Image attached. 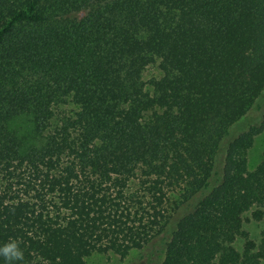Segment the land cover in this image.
Returning <instances> with one entry per match:
<instances>
[{"label":"trees","instance_id":"1","mask_svg":"<svg viewBox=\"0 0 264 264\" xmlns=\"http://www.w3.org/2000/svg\"><path fill=\"white\" fill-rule=\"evenodd\" d=\"M262 133L264 0H0V264H264Z\"/></svg>","mask_w":264,"mask_h":264},{"label":"rangeland","instance_id":"2","mask_svg":"<svg viewBox=\"0 0 264 264\" xmlns=\"http://www.w3.org/2000/svg\"><path fill=\"white\" fill-rule=\"evenodd\" d=\"M156 67L150 68L145 74V79L148 80L154 76H159ZM256 121H259L256 120ZM264 154V133L257 137L254 147L250 152L249 161L250 168L255 169L263 160ZM250 211L244 216V230L249 234V237L259 243L264 236V215L262 220H256L253 212ZM264 214V208L262 209ZM244 241H240L238 246H243ZM164 243L156 242L155 244L146 247L145 250H133L130 254L123 258L114 253H96L86 260V264H159L164 256Z\"/></svg>","mask_w":264,"mask_h":264},{"label":"clouds","instance_id":"3","mask_svg":"<svg viewBox=\"0 0 264 264\" xmlns=\"http://www.w3.org/2000/svg\"><path fill=\"white\" fill-rule=\"evenodd\" d=\"M0 251H2L4 256L9 260H13V259L18 260L22 258V253L17 249V246L15 244L6 245Z\"/></svg>","mask_w":264,"mask_h":264}]
</instances>
